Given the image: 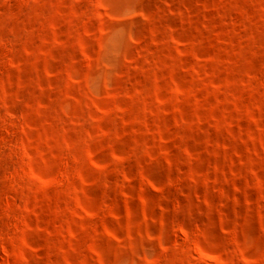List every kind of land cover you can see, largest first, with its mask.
Instances as JSON below:
<instances>
[{"label":"rangeland","instance_id":"1","mask_svg":"<svg viewBox=\"0 0 264 264\" xmlns=\"http://www.w3.org/2000/svg\"><path fill=\"white\" fill-rule=\"evenodd\" d=\"M0 264H264V0H0Z\"/></svg>","mask_w":264,"mask_h":264}]
</instances>
